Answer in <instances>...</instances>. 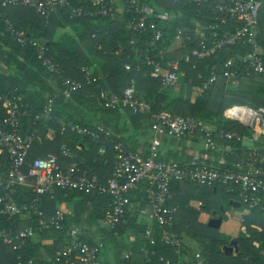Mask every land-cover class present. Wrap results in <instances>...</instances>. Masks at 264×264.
<instances>
[{"label":"trees","instance_id":"16d2710c","mask_svg":"<svg viewBox=\"0 0 264 264\" xmlns=\"http://www.w3.org/2000/svg\"><path fill=\"white\" fill-rule=\"evenodd\" d=\"M4 1L0 0V94L9 91L16 96L24 111L22 133L33 136L24 165L25 172L28 171V163L37 157H45L50 153L60 155L63 145L74 152L79 166L86 168L90 176H96L100 182H106L113 174L117 157L114 149L116 142L147 157L152 141V134L149 135L150 115L135 113L129 107L107 105V97L111 93L122 96L131 85L152 104L153 111L193 116L199 121L210 123L216 128L213 135L219 144H229L234 154L246 156L248 150L242 149L240 142L226 140L221 133L232 131L250 135V127L226 117L225 112L233 106H264V75L246 72L242 62L250 49L249 44L228 45L210 57L198 59L191 55L198 39L197 31L193 30L185 46L173 48L179 28L189 26L196 30L208 21L201 14L202 10L208 11L206 8L210 5L201 8L190 1L177 3L174 0H144L157 12L169 14L168 20L156 19L163 30V36L153 43L151 30L140 33L127 27L134 15L129 0H118L119 9L113 16L95 18L71 17L65 7L58 8L49 18H45L33 7H14L4 4ZM8 22L13 24V29L9 28ZM239 24L231 22L229 27L234 28ZM62 28H70V31ZM17 31H23L26 37L43 44L46 47L45 56L58 67L60 73L48 69L43 59L39 58L37 47L30 43H19L15 35ZM258 40L260 52L264 55V7L260 15ZM162 49H172L166 59L180 60V70L184 72L183 79L187 83L185 96L183 84L178 95H175L171 89L176 84L164 86L162 78L151 75L153 66L147 64L146 56L159 59V50ZM187 54L192 57L189 63L184 61ZM229 58H235L236 61V75L239 78L236 86L223 74V63ZM213 71L217 74L216 80L205 86ZM87 73L91 76L90 80ZM65 78L78 81L80 87L65 95L62 90ZM103 92L106 97L102 96ZM46 106L51 109L48 117L42 116ZM236 109L229 113L234 114ZM3 113L0 99V115ZM99 125H103L109 132L107 139L104 134L98 140L93 139L75 129L76 126L96 129ZM50 129L55 132L53 138L47 136ZM200 134L198 131L197 135ZM263 141L264 136L254 144ZM260 150L264 153V145ZM161 157L171 159V156ZM174 159L179 162L188 161L177 154ZM60 162L64 166L70 163L62 156ZM8 167V158L0 156V179ZM28 180L32 181V177H28ZM172 190L171 203L178 204L179 209L175 225L167 230L179 237L188 234L206 242L201 252L203 264H264V209L249 211L243 204L234 206L238 209L243 207L241 218H244L250 233L248 237L243 232L237 236L240 250L234 255L219 248L227 244L231 236L201 222L199 214L200 209L205 207L212 212H219L220 208L225 207L224 201L229 202L236 194L221 183L207 187L192 182L173 181ZM5 193L20 206L31 205L37 198L34 204L46 216L53 215L64 204L65 216L62 229L51 227L37 230L20 248L0 242V264H18L19 261L26 263L29 259L33 260L32 264H69L73 255L58 259L57 252L71 241L69 230L74 225L82 228L80 240L90 244L103 242L99 251L101 262L116 260L126 264H166L160 259L161 256L176 261L185 260L190 254L184 244L177 251L175 247L160 242L151 246L155 250L154 254L145 256L140 251L141 246L147 243L142 233L148 221L139 210L140 205L147 207L144 184H139L130 193L132 204L125 218L113 229L100 226V220L110 208L109 194L57 186L38 194L28 185H15L9 189L0 186V196ZM205 197L211 199L210 204L204 201ZM4 205L0 202V209ZM0 217L4 226L14 230L38 224V215L33 210L13 216L0 213ZM159 231L155 225V235L158 236ZM255 241L258 246L254 244ZM129 250L132 255L129 260H125L124 253Z\"/></svg>","mask_w":264,"mask_h":264},{"label":"built area","instance_id":"2783aa9c","mask_svg":"<svg viewBox=\"0 0 264 264\" xmlns=\"http://www.w3.org/2000/svg\"><path fill=\"white\" fill-rule=\"evenodd\" d=\"M76 1V0H75ZM177 3L190 1L196 6L204 8L202 17L208 21L199 25L198 29L189 26L179 28L173 48L183 47L186 39H190L194 31L198 33V39L192 48L191 55L203 59L216 54L228 45L238 43L249 44L250 49L242 58L246 72L264 75V55L259 49V26L260 15L264 7V0H174ZM131 9L134 11L133 17L128 21L127 27L136 32L151 30L153 32V43L159 41L163 36V30L156 19L163 21L169 19L166 12H157L156 9L147 4L144 0H129ZM4 4L14 7L29 6L33 7L37 13L49 18L51 14L60 7H65L71 17H99L113 16L118 8V0H5ZM208 12V13H207ZM207 13V14H206ZM231 22L240 24L229 27ZM9 28L13 29V24L8 22ZM209 33V34H208ZM19 43H30L38 48L39 58L50 71L60 73L58 67L45 56L46 47L37 40L26 37L23 31L15 33ZM175 44H180L176 46ZM172 48V49H173ZM172 49L159 50V59L146 56L147 64L153 66L151 75L162 78L164 86H172L179 80L180 60L177 58H167L166 56ZM191 55L187 54L184 61L191 62ZM130 68L129 65H126ZM223 74L234 86L239 83L236 75L235 58H229L223 63ZM87 78L91 76L87 73ZM217 78L216 72H212L207 84H211ZM95 80V78H93ZM63 93L69 95L80 87L78 81L65 78L63 81ZM102 96L106 97L103 92ZM4 113L0 115V156H6L9 160V167L4 171L0 179V186L9 189L15 185H28L38 194L45 193L57 186L61 188H79L87 191H97L111 196L110 208L105 217L100 220V226L113 229L118 222L125 218V214L131 206L130 193L144 184L147 196V207L140 205L139 210L145 215L148 225L142 233V237L147 242L141 246L140 251L149 256L155 253L151 246L160 242L164 245L173 246L180 251L183 246L181 237L170 233L167 228L173 227L176 222V215L179 205L171 203L173 199V181L192 182L201 186L213 187L221 183L227 190L241 197L242 204L250 210L257 208L264 209V153L260 148L250 146L246 156L241 157L234 151H226L234 154L235 160L225 162L220 166L213 152L220 149V144L214 137L213 132L201 122L188 115L173 114L168 111L155 112L152 104L141 97L135 86L131 85L124 90L122 96L111 93L107 97V105L112 107H129L135 113H147L151 118L152 141L147 157L126 148L121 142L114 144L117 151L115 166L112 176L106 182H100L96 176H90L86 168L82 169L79 162L75 160L74 152L66 145L62 146L60 155L50 153L45 157H37L28 163V171L25 172L24 165L29 154L33 136L22 133V110L16 96L9 91L0 94ZM237 108L240 112L248 109L251 112L250 119L244 121L236 114L229 113L235 120L243 125L250 127L252 133L239 134L237 132H222L221 136L226 140H235L242 145L246 141L258 142L259 129L264 128V106L252 108L249 106H234L230 110ZM229 110V112H230ZM50 107L46 106L42 116L48 117ZM257 118V128L253 129L251 123ZM77 132L89 135L93 139H100L102 134L108 138L109 132L103 125L96 129L76 126ZM201 132L200 136L197 133ZM199 138L202 149L192 155L186 162H179L173 159H163L164 138L192 139ZM105 152V149H102ZM60 156L70 161L68 166L60 162ZM32 177V181L28 180ZM34 199L31 205H18L8 193L0 196V202L4 207L0 209L3 215L13 216L22 214L24 211L33 210L38 215V224L35 226L23 227L18 230L9 228L2 224L0 217V242L12 245L14 248L22 247L23 243L33 237L37 230L45 228H63L65 216L64 208L61 207L51 216H46L42 210L35 206ZM202 206V204H200ZM215 218V217H213ZM218 218V217H216ZM244 222V218L242 219ZM155 225L160 229L159 235H155ZM243 230H246L244 227ZM82 228L74 225L70 228L69 234L72 237L69 244L64 249L57 252L58 259L62 256H72L73 260L69 264H126L116 260H106L101 262L99 256L103 242L90 244L79 239ZM259 244H256L258 246ZM226 246H231L232 252L240 250L237 236H232ZM132 251L124 253V259L129 260ZM166 264H203L201 253H196L192 257L173 261L169 258L160 257ZM19 261L18 264H32Z\"/></svg>","mask_w":264,"mask_h":264},{"label":"crops","instance_id":"0c3cea01","mask_svg":"<svg viewBox=\"0 0 264 264\" xmlns=\"http://www.w3.org/2000/svg\"><path fill=\"white\" fill-rule=\"evenodd\" d=\"M230 109H228L227 111H229ZM237 110V109H236ZM236 110L234 111V113L236 112ZM225 112V116L228 112ZM227 117V116H226ZM201 124L203 126H206L209 130H211L212 132H214L216 130L215 126L209 124V123H206V122H203V121H200ZM213 126V128L210 127ZM149 135L151 136V130H149ZM47 136L49 138H53L55 136V132L53 129H50L47 133ZM249 141H247V143H243V145L241 144L242 146V149L246 148V150L249 149L250 146H253L252 142L251 144ZM202 149V143H201V140L199 138H196V139H176V138H164V152H163V155L164 156H171V159L175 160L174 159V155L177 154L180 158H184L185 160H189L192 155H194L195 153H197L198 151H200ZM231 149L233 150L232 146L231 145H223V144H220V149H218L217 151L213 152L212 154L215 156L216 160L219 162V165L220 166H223L225 165V162H232L233 160H235V157L234 155H232L231 153L228 154L226 151H231ZM231 155L233 158H231ZM236 199H232L231 200V203L232 205H234L235 207H239L240 205H242V203L240 201L237 200V195L235 196ZM202 204V202L200 203ZM244 205V204H243ZM61 207H65V205L63 204ZM258 209V208H257ZM238 210H241V212H237V216H239L238 220H240V223H239V230L237 232H230L228 235L229 236H238L241 232H243L244 234L247 235V237L250 235L249 231L247 230V226H246V223L242 221V218H241V215H242V212L244 211L242 208L241 209H238ZM256 210V209H254ZM237 210H231V211H228V213H225L227 214L228 218H232L233 219V215H235ZM251 211V210H249ZM215 213L212 212V215L210 217V219H212L213 217H218V218H221L222 222H221V225L220 227H216V228H219L220 229V232L222 231V225H223V220L224 218L222 217L223 215H218L219 212L215 211ZM146 218V217H145ZM206 220L208 223L209 220ZM147 220V218H146ZM233 221V220H232ZM246 228V230H243V228ZM254 244H258L257 241L254 242ZM220 249L224 250L225 252H230V253H233L234 255L237 254V252H232L230 251V249L228 247H226V244H222V246L219 247ZM190 251V250H189ZM239 252V251H238ZM196 251H191L190 254H188L187 256V259L192 257L193 255H195ZM201 253V252H199Z\"/></svg>","mask_w":264,"mask_h":264},{"label":"rangeland","instance_id":"374dc122","mask_svg":"<svg viewBox=\"0 0 264 264\" xmlns=\"http://www.w3.org/2000/svg\"><path fill=\"white\" fill-rule=\"evenodd\" d=\"M63 30H68L70 31V28H62ZM176 46H180V44H175ZM175 48H178V47H175ZM184 72H182L180 74V77H179V80L178 82L176 83V85H174V87L171 89V91L173 92V94L175 95H178V93L180 92V88H181V85L183 84V95L185 96L186 94V86H187V83H185L184 81ZM234 107V106H233ZM231 109V108H230ZM228 113L226 114V116L230 119H234L230 114H229V111H227ZM236 114V113H235ZM235 120V119H234ZM210 124V123H209ZM211 128H213V126L210 125ZM247 143V141H246ZM251 144V142H250ZM249 144V145H250ZM253 146L255 147H258V148H262V145H264V141L263 143H257V144H254L252 143ZM220 196V195H218ZM241 197L237 196V200L238 201H242L240 199ZM236 199V198H234ZM211 199H209L208 197L204 199V201H207L206 203L210 204ZM224 204H225V207L224 208H220V211H219V214L218 215H224V220H223V225H222V233H225V234H229L231 231L233 232H237L239 230V223H240V220H238L239 216H237V212H241V210H238V208H235L234 205H231V200L228 202V201H224ZM209 206V205H208ZM243 208V207H242ZM237 210L235 215H233V219L232 218H228L227 214L225 213H228V211H231V210ZM212 215V211H210L208 209V207H205L203 209H200V214H199V220L201 222H207L206 220L210 219ZM238 217V218H237ZM233 220V221H232ZM182 240H183V244L186 248H188L190 250V252L193 250V251H196V252H202L203 249H204V246L206 245V242H203L201 241L200 239H196V238H193L191 236H189L188 234H184L182 237ZM228 243V242H227Z\"/></svg>","mask_w":264,"mask_h":264},{"label":"water","instance_id":"95a60500","mask_svg":"<svg viewBox=\"0 0 264 264\" xmlns=\"http://www.w3.org/2000/svg\"><path fill=\"white\" fill-rule=\"evenodd\" d=\"M257 125H258V120H257V118H255V119H253V121L251 123V127L253 129H255V128H257ZM259 136H261V137L264 136V128L259 129ZM213 213H215V212L213 211ZM221 222H222L221 218H212L209 220L208 224L210 226H213V227H220ZM226 247H228L230 249V251H232L231 246H226Z\"/></svg>","mask_w":264,"mask_h":264},{"label":"bare ground","instance_id":"6f19581e","mask_svg":"<svg viewBox=\"0 0 264 264\" xmlns=\"http://www.w3.org/2000/svg\"><path fill=\"white\" fill-rule=\"evenodd\" d=\"M235 113H236V115H238L239 118L243 119L244 121H248L250 119V116H251V112H249V110L248 109H245V108H244V111L243 112H240L237 109Z\"/></svg>","mask_w":264,"mask_h":264}]
</instances>
